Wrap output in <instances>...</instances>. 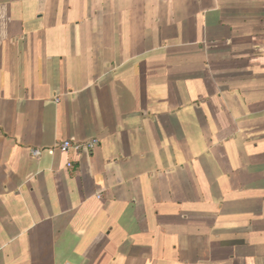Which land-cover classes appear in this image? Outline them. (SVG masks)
<instances>
[{"label":"crops","instance_id":"1","mask_svg":"<svg viewBox=\"0 0 264 264\" xmlns=\"http://www.w3.org/2000/svg\"><path fill=\"white\" fill-rule=\"evenodd\" d=\"M0 264H264V0H0Z\"/></svg>","mask_w":264,"mask_h":264},{"label":"built area","instance_id":"2","mask_svg":"<svg viewBox=\"0 0 264 264\" xmlns=\"http://www.w3.org/2000/svg\"><path fill=\"white\" fill-rule=\"evenodd\" d=\"M98 144L97 139H92L87 142H75L71 140H62L57 143L56 147L57 149L63 151V152H68V151H82L83 149H93L96 145ZM40 153L39 149H33L32 154L33 155H38ZM70 165V163H68Z\"/></svg>","mask_w":264,"mask_h":264}]
</instances>
